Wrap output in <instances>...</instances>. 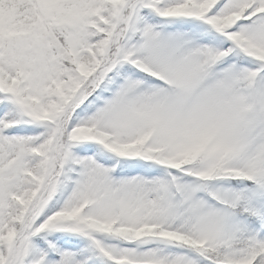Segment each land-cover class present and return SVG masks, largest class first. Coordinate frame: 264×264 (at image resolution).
Listing matches in <instances>:
<instances>
[{
	"label": "snow or ice",
	"instance_id": "6c2138e0",
	"mask_svg": "<svg viewBox=\"0 0 264 264\" xmlns=\"http://www.w3.org/2000/svg\"><path fill=\"white\" fill-rule=\"evenodd\" d=\"M0 264H264V0H0Z\"/></svg>",
	"mask_w": 264,
	"mask_h": 264
}]
</instances>
